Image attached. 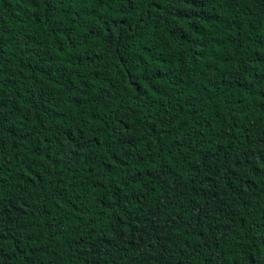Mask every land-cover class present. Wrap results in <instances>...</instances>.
Listing matches in <instances>:
<instances>
[{"label": "trees", "instance_id": "16d2710c", "mask_svg": "<svg viewBox=\"0 0 264 264\" xmlns=\"http://www.w3.org/2000/svg\"><path fill=\"white\" fill-rule=\"evenodd\" d=\"M0 264H264V0H0Z\"/></svg>", "mask_w": 264, "mask_h": 264}]
</instances>
